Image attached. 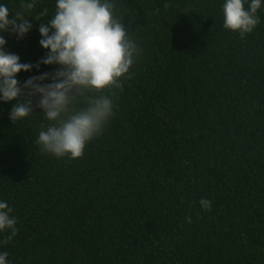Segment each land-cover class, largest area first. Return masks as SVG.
<instances>
[{"label":"trees","instance_id":"obj_1","mask_svg":"<svg viewBox=\"0 0 264 264\" xmlns=\"http://www.w3.org/2000/svg\"><path fill=\"white\" fill-rule=\"evenodd\" d=\"M112 2L141 52L82 158L36 143L49 123L39 95L14 123L17 101H0V202L18 229L7 243L0 231V253L7 264H264V0L243 39L223 26L226 0ZM20 4L0 0L12 16ZM55 10L37 0L22 39L0 31L4 50L35 65L47 52L39 26Z\"/></svg>","mask_w":264,"mask_h":264},{"label":"clouds","instance_id":"obj_2","mask_svg":"<svg viewBox=\"0 0 264 264\" xmlns=\"http://www.w3.org/2000/svg\"><path fill=\"white\" fill-rule=\"evenodd\" d=\"M36 4L37 0H21L22 11L15 16L7 5H0V31L22 39L32 29L27 18L32 17ZM222 7L224 28L238 31L242 39L259 23L256 13L261 0H251L248 9L244 0H226ZM114 8L112 0H56L54 15L38 29L42 37L39 44L47 52L35 65L20 63L18 55L7 53L6 40L0 36V101H17L9 112L14 123L34 112L32 97L39 95L36 107L43 110L49 123L46 128L41 125L36 143L47 154L82 158L86 145L102 134L114 115L112 97L116 94L112 90L123 91L122 78L128 76L141 52L122 20L115 17ZM47 14L44 8L32 18L43 20ZM40 65L59 67L20 85L17 74L34 67L39 70ZM24 90H28L27 96H23ZM105 90L109 95L100 94ZM200 205L210 210L212 202L201 199ZM12 211L6 202H0V231L11 233L5 243L18 232L16 218L10 216ZM186 220L191 223V217ZM7 256V252L0 253V264H7Z\"/></svg>","mask_w":264,"mask_h":264}]
</instances>
